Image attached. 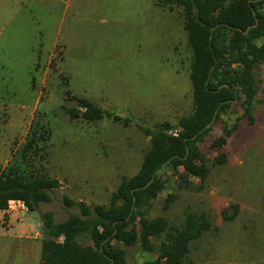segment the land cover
Here are the masks:
<instances>
[{
	"label": "rangeland",
	"instance_id": "rangeland-1",
	"mask_svg": "<svg viewBox=\"0 0 264 264\" xmlns=\"http://www.w3.org/2000/svg\"><path fill=\"white\" fill-rule=\"evenodd\" d=\"M191 57L178 6L0 0V172L24 180L56 178L60 186L49 191L51 200L35 210L38 216L50 211L56 222L80 215L77 205H65L64 195L108 205L150 145L139 127L168 121L176 131L178 120L192 111ZM257 75L254 123L235 100L198 144L209 166L206 179L189 177L188 186L180 185L183 168L169 166L160 174L163 188L137 208L146 217H164L170 228L181 227L190 214L208 218L210 228L189 243L188 264H264V65ZM74 97L130 121L71 119L62 107L77 106ZM234 122L227 142L211 148L223 126ZM130 240L115 243L130 264H163L156 251ZM80 242L90 244L84 236Z\"/></svg>",
	"mask_w": 264,
	"mask_h": 264
},
{
	"label": "trees",
	"instance_id": "trees-1",
	"mask_svg": "<svg viewBox=\"0 0 264 264\" xmlns=\"http://www.w3.org/2000/svg\"><path fill=\"white\" fill-rule=\"evenodd\" d=\"M155 1L168 9L181 7L192 50L189 79L193 109L178 120L176 131L171 130L168 121L158 122L152 128L139 127L150 137V145L137 172L123 176L111 192L108 205L89 206L64 195L65 205H77L80 215L71 213L56 222L50 211L42 213L40 264H130L125 249L115 244L128 242L129 237L144 250L156 251L157 261L163 264H188L190 241L210 228L205 215L195 218L190 214L181 227L170 228L164 217H146L137 208L147 204L163 188L160 174L169 166L183 168L177 176L180 185L188 186L189 177L206 179L209 166L198 144L211 129V125L203 128L212 120L216 109L213 122L220 120L221 114L238 100L242 116L248 124L254 123L253 109L260 84L257 70L264 65V0ZM75 100L77 106L62 107L71 119L111 117L124 123L130 121L129 117L106 111L88 98ZM237 126V122L230 127L225 124L222 134L211 141L210 147H222ZM152 177V182L143 187ZM59 186L60 182L53 177L24 180L20 175L0 172V209L7 208L9 200L22 201L28 210L37 209L41 202L51 200L49 191ZM236 209L237 206L234 212ZM138 215V228L131 229L128 236L127 230ZM161 234L165 237L156 245L153 240ZM82 236L90 244H82Z\"/></svg>",
	"mask_w": 264,
	"mask_h": 264
},
{
	"label": "crops",
	"instance_id": "crops-1",
	"mask_svg": "<svg viewBox=\"0 0 264 264\" xmlns=\"http://www.w3.org/2000/svg\"><path fill=\"white\" fill-rule=\"evenodd\" d=\"M20 200L0 209V264H40L42 217Z\"/></svg>",
	"mask_w": 264,
	"mask_h": 264
},
{
	"label": "water",
	"instance_id": "water-1",
	"mask_svg": "<svg viewBox=\"0 0 264 264\" xmlns=\"http://www.w3.org/2000/svg\"><path fill=\"white\" fill-rule=\"evenodd\" d=\"M238 29H240V28H238ZM216 113H217V109H216L215 112H214V115H213V117H212V120H211V121H210V122H209V123L203 128V129L208 128V127L212 124V122L214 121V118H215ZM203 129H202V130H203ZM168 162H169V160L166 161L165 163H163V165H162L159 169H157V170L155 171L154 174H156L157 172L160 171V169H162L163 167H165V165H166ZM152 180H153V177H152L151 179H149V181H148L145 185H143V187L148 186V185L152 182ZM133 200H134V198H133Z\"/></svg>",
	"mask_w": 264,
	"mask_h": 264
},
{
	"label": "built area",
	"instance_id": "built-area-1",
	"mask_svg": "<svg viewBox=\"0 0 264 264\" xmlns=\"http://www.w3.org/2000/svg\"><path fill=\"white\" fill-rule=\"evenodd\" d=\"M12 202H13V200H9V201H8V206L12 205ZM20 202H21V204H22L23 206H25L24 203H23L22 201H20Z\"/></svg>",
	"mask_w": 264,
	"mask_h": 264
}]
</instances>
